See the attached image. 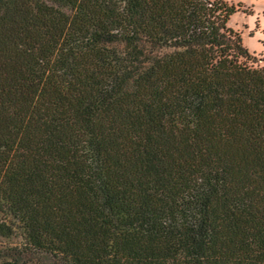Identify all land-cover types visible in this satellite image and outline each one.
I'll use <instances>...</instances> for the list:
<instances>
[{
  "label": "trees",
  "instance_id": "1",
  "mask_svg": "<svg viewBox=\"0 0 264 264\" xmlns=\"http://www.w3.org/2000/svg\"><path fill=\"white\" fill-rule=\"evenodd\" d=\"M239 7L0 0V264H264Z\"/></svg>",
  "mask_w": 264,
  "mask_h": 264
},
{
  "label": "rangeland",
  "instance_id": "2",
  "mask_svg": "<svg viewBox=\"0 0 264 264\" xmlns=\"http://www.w3.org/2000/svg\"><path fill=\"white\" fill-rule=\"evenodd\" d=\"M240 5L228 21L229 27L239 32L243 45L253 58L254 67H264V0H227Z\"/></svg>",
  "mask_w": 264,
  "mask_h": 264
}]
</instances>
